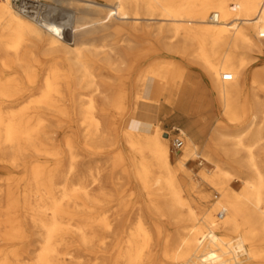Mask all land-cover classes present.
Wrapping results in <instances>:
<instances>
[{
    "label": "bare ground",
    "instance_id": "obj_1",
    "mask_svg": "<svg viewBox=\"0 0 264 264\" xmlns=\"http://www.w3.org/2000/svg\"><path fill=\"white\" fill-rule=\"evenodd\" d=\"M14 1L0 0V234L5 223L7 240L26 238L29 217L45 236L0 245V264H264V0ZM151 23L205 68L218 108L239 126L215 127L204 153L207 123L185 68L162 58L140 72L133 45L116 38ZM29 37L53 55L46 71ZM148 102L188 119L190 133L175 127L186 136L176 163L159 122L135 130L110 121L141 118ZM110 139L130 153L131 165L114 167L128 180L93 169L90 149ZM214 155L199 174L213 200L186 162ZM225 156L252 170L241 191Z\"/></svg>",
    "mask_w": 264,
    "mask_h": 264
},
{
    "label": "rangeland",
    "instance_id": "obj_2",
    "mask_svg": "<svg viewBox=\"0 0 264 264\" xmlns=\"http://www.w3.org/2000/svg\"><path fill=\"white\" fill-rule=\"evenodd\" d=\"M106 13V10L103 12H99V14L102 15H105ZM157 27L158 25H156L155 23H151V26L142 25L136 30L129 26H126L125 29L116 36V38L119 40V44L124 49L128 48L129 44L133 45V47L135 48V58L138 66V71L140 72L144 70V68L149 63L162 58L175 59L183 68H185L186 74L190 79V83L194 87L192 96H194V99H196L197 103L200 105L198 114H196V116H203L207 123L206 133L198 139V143L200 146L199 150L201 153H204L206 143L208 142L215 127L222 124L221 126L223 131L234 134L235 130L239 126L237 123L230 121L226 116H224L220 107L218 108L217 100L211 93L210 87L207 84V74L205 68L200 65L197 60L191 59L182 53L174 52L175 50L172 49L173 47H169L165 44V41H163L164 36L169 34L163 30H159ZM40 42L41 41L35 37H29V40L26 43V48L32 58L35 57L42 61L44 66L41 70L46 71L48 65L51 64L53 60V55L49 53ZM56 56L57 58H61L60 53ZM140 109L143 112V114H141V118L139 117V114L134 111L128 114L125 118H111L110 121L114 122V125H119L121 127L128 126V128H132L135 130L142 128V126L137 122L134 125L135 128L131 126V121L135 118L139 119L140 121H142L143 119H148L152 122H159L163 131H170L173 134L169 145L174 161L176 163L179 160L182 151L178 153L172 152V141L177 135V130L175 129V127H180L185 132L190 133L186 127L188 119L185 116H181L175 107L166 102H148L146 104H142ZM184 137L186 143V136L184 135ZM112 140L114 139H110L109 141L107 140L103 148L100 150H97L98 148L93 150L90 149L89 152L91 155V164L93 165V169L95 172L101 171L103 180H106L109 176L120 179L122 181L128 180L129 178L124 173L114 167L119 165H131L132 163L128 157L130 153L127 152L123 144H114ZM111 141L113 143H111ZM120 149H123L124 155L117 158L116 156ZM257 152H261L264 155V143L257 149ZM123 157H127V159L121 163L122 165L119 162L117 163V165H115V161ZM217 159L218 156L216 157L215 155L209 159L202 156L192 158L186 162V170L188 174L195 182L201 185L206 193L212 196L213 200L216 199V196L218 194L213 190L212 187L208 186L201 180L199 174L203 170L211 171L214 168V161ZM225 159L226 168L233 173L232 180L230 181V186L234 190L241 191L243 187L242 177L246 175L245 172L248 174L252 173V170L247 169V167L238 165L233 158L227 159V157L225 156ZM132 181L134 180L132 179ZM185 196L186 198H188V200L192 199V196H190L189 193H186ZM137 205L138 201H134V210L137 208ZM193 205L195 204L193 203ZM22 219H24L26 223L27 237L18 239L16 241L7 240V224L4 223L1 226V228L4 230L3 233L0 234V245H41L45 236L44 230L40 226L35 225L33 220H31L29 217H23ZM75 236L76 238H78V234ZM68 261L70 260L68 259Z\"/></svg>",
    "mask_w": 264,
    "mask_h": 264
},
{
    "label": "built area",
    "instance_id": "obj_3",
    "mask_svg": "<svg viewBox=\"0 0 264 264\" xmlns=\"http://www.w3.org/2000/svg\"><path fill=\"white\" fill-rule=\"evenodd\" d=\"M14 3L16 5H18V6L21 5V1L20 0H15ZM224 79L225 80L230 79V76L225 75ZM176 130H177V135L172 141V152H174V153H178V152L182 151V149H183V147L185 145L184 134L182 133L181 130H179V129H176ZM224 214H225V212L221 211L219 213V217L222 218L224 216Z\"/></svg>",
    "mask_w": 264,
    "mask_h": 264
},
{
    "label": "crops",
    "instance_id": "obj_4",
    "mask_svg": "<svg viewBox=\"0 0 264 264\" xmlns=\"http://www.w3.org/2000/svg\"><path fill=\"white\" fill-rule=\"evenodd\" d=\"M138 120H139V119H136V118H135V119H133V120L131 121V126H132L133 128H135L134 125L136 124V122H137L138 124L142 125V121H140V120L138 121Z\"/></svg>",
    "mask_w": 264,
    "mask_h": 264
}]
</instances>
